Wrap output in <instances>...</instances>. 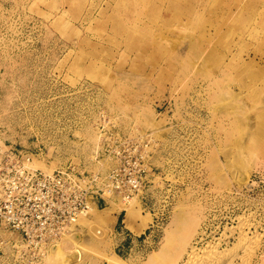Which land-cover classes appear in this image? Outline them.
<instances>
[{"label":"rangeland","instance_id":"obj_1","mask_svg":"<svg viewBox=\"0 0 264 264\" xmlns=\"http://www.w3.org/2000/svg\"><path fill=\"white\" fill-rule=\"evenodd\" d=\"M107 126L153 136L144 194L38 259L0 222V264H173L208 242L264 264V0H0V146L106 172ZM122 209L145 234L113 232Z\"/></svg>","mask_w":264,"mask_h":264},{"label":"built area","instance_id":"obj_2","mask_svg":"<svg viewBox=\"0 0 264 264\" xmlns=\"http://www.w3.org/2000/svg\"><path fill=\"white\" fill-rule=\"evenodd\" d=\"M102 132L96 157L113 162L106 172L88 171L73 161L45 172L32 167L28 156L0 146V222L21 235L35 259L71 233L98 199L129 201L147 189L153 169L151 133L132 136L109 126Z\"/></svg>","mask_w":264,"mask_h":264},{"label":"bare ground","instance_id":"obj_3","mask_svg":"<svg viewBox=\"0 0 264 264\" xmlns=\"http://www.w3.org/2000/svg\"><path fill=\"white\" fill-rule=\"evenodd\" d=\"M131 212H133V211L130 210L129 214H132ZM241 225H243V222L241 223ZM76 231H77L76 228H72L71 234H69L70 237L71 236L75 237V235L77 234ZM253 238L251 236H247V234L245 232H243V233L241 232V234L239 235V244H241L240 247H242V249H243L242 245L246 246L250 242V240ZM251 243H252V241H251ZM56 244H57L56 242L54 244H51L52 246H50L51 247L50 249H53L54 245H56ZM252 244H255V242ZM218 245H220V244H218ZM218 245L216 244V242L215 243L208 242L203 247H196V245H190L184 250V252L179 257V259L177 261H175L173 264H233L232 259L234 256H233V253L230 251V249H222L221 250L218 248ZM249 245H250V243H249ZM247 247H248V245H247ZM249 255L250 254H248V256ZM248 256L246 258H248Z\"/></svg>","mask_w":264,"mask_h":264},{"label":"crops","instance_id":"obj_4","mask_svg":"<svg viewBox=\"0 0 264 264\" xmlns=\"http://www.w3.org/2000/svg\"><path fill=\"white\" fill-rule=\"evenodd\" d=\"M102 205H106L105 200L98 199L97 207H100ZM126 213V209H122L115 215L116 219L115 221H112L113 223L111 224V226L113 227V232L115 231L117 235H121L124 238H126V236H133L134 238H137L145 234V232L150 228L151 223H147L146 225H144L143 219L138 218L137 220L133 221L132 226L129 227L125 220ZM121 214H123V216L120 218Z\"/></svg>","mask_w":264,"mask_h":264}]
</instances>
